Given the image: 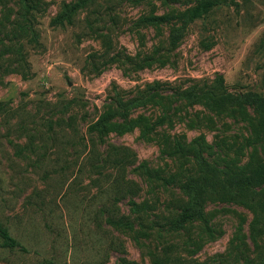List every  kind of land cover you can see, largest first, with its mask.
I'll return each instance as SVG.
<instances>
[{
  "label": "rangeland",
  "instance_id": "rangeland-1",
  "mask_svg": "<svg viewBox=\"0 0 264 264\" xmlns=\"http://www.w3.org/2000/svg\"><path fill=\"white\" fill-rule=\"evenodd\" d=\"M29 2L31 21L23 0H0V102L10 108L0 113V222L21 246L0 239V264H264V233L254 239V215L240 204L212 201L203 220L169 226L186 203L179 182L197 169L192 157L172 155L176 142L203 137L204 156L218 168L264 159L263 140L239 115L172 100L162 125L160 106L131 112L149 121L146 135L140 126L89 129L117 95L132 98L155 82L166 96L222 77L231 94L264 96V0L214 10L176 45L171 32L180 24L139 20L196 0ZM78 3L71 21L52 23ZM145 168L176 182L148 178ZM122 216L134 230L110 223Z\"/></svg>",
  "mask_w": 264,
  "mask_h": 264
},
{
  "label": "trees",
  "instance_id": "trees-1",
  "mask_svg": "<svg viewBox=\"0 0 264 264\" xmlns=\"http://www.w3.org/2000/svg\"><path fill=\"white\" fill-rule=\"evenodd\" d=\"M134 3L145 2L152 5L151 0H132ZM167 3L176 0H164ZM235 0H196L193 6L181 12H172L162 15L150 14L139 20L140 24L159 27L162 25L180 24L171 32V43L176 45L184 36L188 25L197 20L210 15L214 10L219 9ZM80 4L66 6L52 23L62 25L65 21H71L72 14L78 9ZM24 15L27 21H31V12L34 6L29 0H23ZM31 29L30 23L21 26V34L27 35ZM208 47V46H206ZM149 58L142 60L147 64ZM23 57L20 62L23 61ZM142 64V65H144ZM14 68L12 71H15ZM161 83L155 82L146 86V89L139 92L137 96L123 99L117 95L114 100L115 106H109L90 126V131L105 135L110 132L126 133L134 127H142L143 135L149 133L152 126L147 118L141 116L131 120L130 114L138 108L148 105L160 106L163 108V115L157 120V125L168 122L167 113L170 111L172 100L187 102L191 105H203L217 114L239 115L246 121L255 132L258 138L264 142V96L256 93H246L244 95H234L228 92L224 79L218 77L211 84L206 82L203 85L195 84L186 88H179L173 91L172 95L164 96L161 91ZM168 104H167V103ZM8 103L0 102V113L6 114L10 111ZM169 105V107H168ZM254 110V116L250 115L247 108ZM207 144L203 137H198L191 143L185 145L181 142L175 143L172 155L179 157H192L196 164L194 175L188 176L179 182V190L186 197V203L182 207L178 216L170 223V229L180 231L187 224L203 220L205 218L206 206L209 202H231L240 204L249 209L253 215V237L256 239L264 233V159L252 155L249 161L239 168H218L211 164L204 156ZM264 152V144H263ZM145 175L148 178L155 177L166 184L176 182L175 176L164 178L156 171L145 168ZM141 207L134 203L131 214L138 215ZM135 222V220H133ZM128 216H122L111 220L110 223L117 227H126L134 230L135 224ZM143 235H146L145 233ZM0 239L3 247H21L16 239L11 235L9 229L0 222ZM155 264H162L163 261H154Z\"/></svg>",
  "mask_w": 264,
  "mask_h": 264
}]
</instances>
